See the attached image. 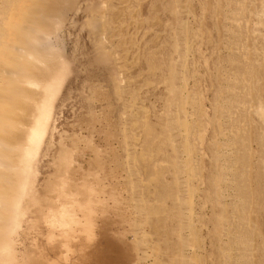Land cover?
<instances>
[{
    "label": "rangeland",
    "instance_id": "1",
    "mask_svg": "<svg viewBox=\"0 0 264 264\" xmlns=\"http://www.w3.org/2000/svg\"><path fill=\"white\" fill-rule=\"evenodd\" d=\"M102 232L126 264H264V0H0V264Z\"/></svg>",
    "mask_w": 264,
    "mask_h": 264
},
{
    "label": "bare ground",
    "instance_id": "2",
    "mask_svg": "<svg viewBox=\"0 0 264 264\" xmlns=\"http://www.w3.org/2000/svg\"><path fill=\"white\" fill-rule=\"evenodd\" d=\"M64 70H65L64 67H60V68L54 70L51 74L50 80L47 82L46 85L43 86L44 89L47 91V95L45 96V98L41 102H39V104H37V107H36L37 112L35 114V120L32 123V125H30L29 130L27 132L26 138H27V140H29L30 143L37 137L39 139V136L41 134V130H42L43 126L45 125L46 119L49 116V113L51 111L52 99L54 98L55 93L58 92L56 90L58 89L60 82H62V77L64 76L63 74L65 72ZM4 112H2V113H4ZM7 115H8L7 112H5V114H3L4 118H6ZM184 127H185V125H184ZM185 136H187V135H185ZM190 148H188V149H190ZM25 152L29 153V150L26 148ZM26 153L24 154V157L27 156ZM83 188H85V187H83ZM80 189H82V188L80 187ZM75 190H76V188H75ZM76 193H78V192H76ZM88 200H89V198H88ZM74 210L75 209H73V211ZM69 211L70 210H68V209H66V207H64L63 209H61L58 212L57 216L59 219H57L56 221H57V224H59V226L61 225V227H62L61 232L64 230L68 231L69 229H70L69 231H71V229H72V231L79 230L81 232L83 230L82 228H84V227L81 228L80 223L76 219H74L76 217H74V218L71 217L70 219H68V218L64 219L65 216L70 217L71 215H73L72 211H71V213ZM68 213H70V214H68ZM73 216H75V215H73ZM88 217H90V216H88ZM53 224L54 223H50L49 225H53ZM68 224L71 227L64 229L65 225L68 226ZM81 224H82V222H81ZM87 230H88V227H87L86 231H84V232H87ZM61 232H59V233L62 234ZM85 235H86L87 239L92 238V236L90 235V232L85 233ZM101 237L103 238L102 242L95 244L94 247L91 245L93 248L92 250L90 249L91 247L89 245H88V247H85V245L79 247V249H78V252H79L78 255L79 256L78 255L77 256H78V260H79L80 264H126V260L124 261V256L126 255L124 253L125 249L122 248L121 244L116 242L117 239H114V237L112 235H109L105 232L101 233ZM98 240L100 241V239H98ZM95 243H96V241H95ZM39 264H48V263H47V260H45V261H40ZM75 264H79L78 261H76Z\"/></svg>",
    "mask_w": 264,
    "mask_h": 264
}]
</instances>
